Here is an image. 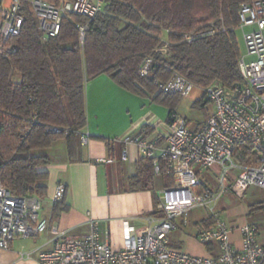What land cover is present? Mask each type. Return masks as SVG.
Masks as SVG:
<instances>
[{
  "label": "built area",
  "instance_id": "1",
  "mask_svg": "<svg viewBox=\"0 0 264 264\" xmlns=\"http://www.w3.org/2000/svg\"><path fill=\"white\" fill-rule=\"evenodd\" d=\"M104 3L105 0H0V57L17 51L15 40L27 14L34 17L40 39L47 41L59 33L65 17L77 15L91 21L102 11ZM237 20V27L230 30H240L243 35L245 53L238 59L242 82L227 89L214 81L204 89L202 100L212 106L209 116L191 125L172 113L166 134H129L122 138L125 144L135 146L142 158L153 160L154 177L162 175L159 160L165 162L166 172L173 177V186L157 194L155 211L160 215L148 217L142 234H137L134 226L125 221L123 247L113 250L101 239L99 220L87 213L88 232L68 235L42 217V199L13 195L0 182V249H8L16 239H36L49 232L53 237L51 248L21 252V260H29L36 253L37 264H264V246L257 240V228L229 222L222 212L215 211L223 197L233 195L240 199L250 187L264 190V0L242 3ZM76 26L82 41L89 25ZM224 30L222 26L221 31ZM215 33L216 30L191 33L185 41L190 43ZM150 63V59L145 61L142 75L148 73ZM155 87L183 98L195 86L174 74L168 81L156 82ZM47 129L67 133L57 126ZM78 135L81 144H85L87 134L81 131ZM245 146L251 154L247 164L236 159L237 150ZM120 157L125 160L127 152L122 151ZM203 171L212 178L213 185L202 176ZM63 196L64 187L58 185L51 204L60 202ZM196 208H209L210 213L190 222L188 212ZM206 219H211L209 226L202 224ZM179 231L209 247L210 254L193 255L171 247V235Z\"/></svg>",
  "mask_w": 264,
  "mask_h": 264
},
{
  "label": "trees",
  "instance_id": "2",
  "mask_svg": "<svg viewBox=\"0 0 264 264\" xmlns=\"http://www.w3.org/2000/svg\"><path fill=\"white\" fill-rule=\"evenodd\" d=\"M248 1L105 0L91 21L77 15L65 17L59 33L47 41L40 39L34 17L27 14L15 40L17 51L0 57V182L13 195L44 198L48 173L39 168L50 160L32 152L63 139L73 161L78 132L87 123L85 84L100 75L135 96L150 97L166 107L169 116L176 113L182 97L158 91L156 82L177 74L200 89L214 81L227 89L240 84L241 52L236 31L230 29L237 27L239 8ZM82 23L89 28L81 41L76 25ZM210 30L216 33L185 41L188 34ZM147 59L151 60L148 73L142 75ZM50 126L67 133L50 132ZM142 131L148 132L146 127ZM236 154L240 163L250 162L246 146ZM159 164L170 188L172 174L166 172L163 160ZM137 170L134 189L148 190L153 160L140 159ZM67 210L63 196L52 206L51 219ZM202 224L209 226L211 219Z\"/></svg>",
  "mask_w": 264,
  "mask_h": 264
},
{
  "label": "crops",
  "instance_id": "3",
  "mask_svg": "<svg viewBox=\"0 0 264 264\" xmlns=\"http://www.w3.org/2000/svg\"><path fill=\"white\" fill-rule=\"evenodd\" d=\"M85 98L87 123L83 132L88 139L85 144L79 139L73 161H69L63 139L48 149L32 152L50 160V164L39 168L48 173L41 215L68 235L81 236L88 232L89 213L100 222L101 239L113 250H120L125 221L134 226L137 234H142L148 217L160 215L155 211L158 192L168 188L162 173L152 176L148 190L134 189L137 164L143 158L135 146L125 144L122 138L129 134L139 137L166 134L169 111L152 102L150 97L141 98L121 89L105 75L85 84ZM144 127L147 134L142 131ZM160 146L164 147L165 143L161 142ZM124 150L127 158L122 160L120 156ZM58 185L64 187L68 210L52 220L50 199ZM25 240L31 244L26 245ZM52 240L49 232L36 239H16L8 249H0V264H37L36 253L29 260H21L20 253L49 250ZM187 241L199 244L189 234L179 231L171 235L170 245L186 252L184 244ZM200 246L203 254L199 256H208L209 248Z\"/></svg>",
  "mask_w": 264,
  "mask_h": 264
},
{
  "label": "rangeland",
  "instance_id": "4",
  "mask_svg": "<svg viewBox=\"0 0 264 264\" xmlns=\"http://www.w3.org/2000/svg\"><path fill=\"white\" fill-rule=\"evenodd\" d=\"M235 34L241 54L245 53L242 32L237 30ZM203 92L204 89L194 87L188 96L181 99L177 107L178 114L181 117H185L187 122L191 125L204 121L209 116V112L212 109L210 104H202ZM33 155H36V153H33ZM195 170L198 171V168L196 167ZM202 176L213 185L212 178L206 171L202 172ZM215 211L220 214L222 212L223 218L229 222H234L237 225H254L257 228V240L262 246H264V190L250 187L240 199L233 195L223 197L215 207ZM209 213V208H207L206 211L204 209L196 208L188 212V219L190 222H193L199 218L207 216ZM23 242L26 245L31 244V241L29 240ZM184 250L196 255L203 254L202 247L193 241L185 242Z\"/></svg>",
  "mask_w": 264,
  "mask_h": 264
}]
</instances>
